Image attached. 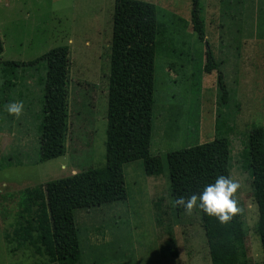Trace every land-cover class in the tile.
Here are the masks:
<instances>
[{"label":"rangeland","instance_id":"1","mask_svg":"<svg viewBox=\"0 0 264 264\" xmlns=\"http://www.w3.org/2000/svg\"><path fill=\"white\" fill-rule=\"evenodd\" d=\"M137 1L154 4L164 25L157 38L149 148L160 171L148 174L142 161L125 164L126 199L74 210L82 263L212 264L198 211L174 210L166 155L213 141L227 123L230 175L240 184L235 198L247 229L234 264H263L251 177L239 160L248 133L264 126V0H198L213 54L210 72L205 42L193 31L191 0ZM113 7L114 0H0V62L25 63L12 96L23 104L19 118L7 113L0 93V264H56L4 239L17 222L20 191L105 165ZM62 46L70 57L66 151L37 163L45 72L26 64ZM219 76L228 91L224 105ZM170 236L176 258L162 252Z\"/></svg>","mask_w":264,"mask_h":264},{"label":"trees","instance_id":"2","mask_svg":"<svg viewBox=\"0 0 264 264\" xmlns=\"http://www.w3.org/2000/svg\"><path fill=\"white\" fill-rule=\"evenodd\" d=\"M191 2L193 31L200 42H205V70L210 72L214 69L213 54L206 42L198 0ZM163 32L164 25L157 20L154 4L114 0L105 165L20 191L17 222L11 234L4 236L7 244L15 242L16 249L31 247L35 254L46 257L49 263L83 264L74 210L126 199L125 164L142 161L148 174L160 171L159 160L151 156L149 148L157 38ZM26 65L35 70L41 66L45 72L37 161L43 163L63 157L66 151L69 50L64 46L54 48ZM20 67H25V63L0 62V79L3 81L0 93L6 94L1 100L4 107L15 102L12 96L18 86L16 75ZM217 86L224 105L228 91L221 76L218 77ZM218 116L216 128L220 125ZM224 124L223 135L213 141L167 153L169 195L173 204L181 196L199 195L204 186L213 183L217 176L231 177V145L227 138L230 127ZM239 161L241 169L251 177L252 194L258 209L255 232L260 240L264 264V126L255 127L248 133ZM174 210L179 215L185 214L175 206ZM196 210L200 215L211 263H236L241 253L239 249L247 236L241 212L234 215L230 222L220 224L214 217L204 216ZM174 245L175 241L170 236L162 252L176 258V253H170Z\"/></svg>","mask_w":264,"mask_h":264},{"label":"clouds","instance_id":"3","mask_svg":"<svg viewBox=\"0 0 264 264\" xmlns=\"http://www.w3.org/2000/svg\"><path fill=\"white\" fill-rule=\"evenodd\" d=\"M9 115L19 118L23 112V104L12 102L6 106ZM240 184L229 176H217L213 183L204 186L203 190L188 197L176 198L174 206L182 209L185 214L191 215L194 208L204 216L214 217L218 223L230 222L234 215L241 211L238 207L235 194Z\"/></svg>","mask_w":264,"mask_h":264}]
</instances>
